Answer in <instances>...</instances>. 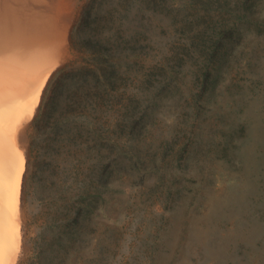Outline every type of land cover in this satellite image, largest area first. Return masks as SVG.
Here are the masks:
<instances>
[{
	"label": "rangeland",
	"instance_id": "rangeland-1",
	"mask_svg": "<svg viewBox=\"0 0 264 264\" xmlns=\"http://www.w3.org/2000/svg\"><path fill=\"white\" fill-rule=\"evenodd\" d=\"M101 1L45 264H264V0Z\"/></svg>",
	"mask_w": 264,
	"mask_h": 264
},
{
	"label": "bare ground",
	"instance_id": "bare-ground-1",
	"mask_svg": "<svg viewBox=\"0 0 264 264\" xmlns=\"http://www.w3.org/2000/svg\"><path fill=\"white\" fill-rule=\"evenodd\" d=\"M90 1L0 0V264H45L57 248L69 151L56 108L87 66Z\"/></svg>",
	"mask_w": 264,
	"mask_h": 264
}]
</instances>
